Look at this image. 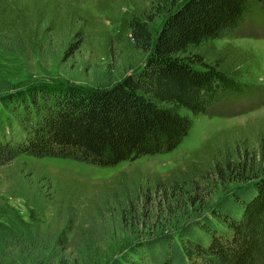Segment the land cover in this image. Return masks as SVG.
Instances as JSON below:
<instances>
[{
	"label": "trees",
	"instance_id": "1",
	"mask_svg": "<svg viewBox=\"0 0 264 264\" xmlns=\"http://www.w3.org/2000/svg\"><path fill=\"white\" fill-rule=\"evenodd\" d=\"M158 2L154 15L132 14L123 21L121 32L128 29L147 58L121 80L100 87L40 85L0 96L7 107L0 110V168L21 155L114 167L172 152L196 118L220 115L223 99L260 94L258 86L242 82L238 72L223 66L226 51L207 61L194 49L232 36L249 19L263 18L264 0ZM156 16L163 17L157 29L152 25ZM19 26L26 30L28 22ZM253 158L248 152L241 158L228 156L210 169L195 162L144 191L133 186L129 201L91 204L98 207L89 217L70 198L60 199L55 226L40 230L27 225L15 238L64 250L78 240L98 242L103 234L95 228L96 217L103 216L104 207L107 213L118 210L122 222L149 229L125 243V251L115 252L107 264H264V164ZM215 178L235 186L213 202L209 184ZM17 181L26 188L23 180ZM181 209L186 217L173 220ZM53 257H43L45 264Z\"/></svg>",
	"mask_w": 264,
	"mask_h": 264
},
{
	"label": "rangeland",
	"instance_id": "2",
	"mask_svg": "<svg viewBox=\"0 0 264 264\" xmlns=\"http://www.w3.org/2000/svg\"><path fill=\"white\" fill-rule=\"evenodd\" d=\"M158 3L0 0V96L40 85L100 87L121 80L147 58V52L130 40V31L121 32L123 21L132 14L154 15L159 11ZM261 8L264 12L263 5ZM23 20L28 22L26 30L19 26ZM162 20V16L154 17L153 27L159 28ZM194 51L202 53L207 61L226 51L229 55L223 66L238 72L242 82L258 86L260 94L240 101L223 99L218 104L220 115L196 118L193 129L177 149L143 156L134 162L99 167L71 159L17 157L0 168V261L45 264L43 257L48 261L54 254L55 262L47 264H62L61 259L67 264H107L115 252L125 251V243L128 245L129 240L149 231L135 221L122 222L118 210L107 213L103 207V216L96 217L99 220L95 228L103 234L98 242L78 240L64 250L61 245L54 247L49 243L22 244L16 238L27 225L33 224L40 230L55 226V204L60 199L70 198L79 206L80 213L89 217V211L96 213L98 207L91 204L129 201L133 186L144 191L147 185L166 180L175 170L186 171L195 162L210 169L228 156L236 159L248 152L255 157L252 162L264 164V17L249 19L232 36L216 39ZM0 110L7 111L1 102ZM19 179L26 183V188ZM215 180L209 184L213 202L235 186ZM185 217L183 209L173 214L175 221Z\"/></svg>",
	"mask_w": 264,
	"mask_h": 264
}]
</instances>
